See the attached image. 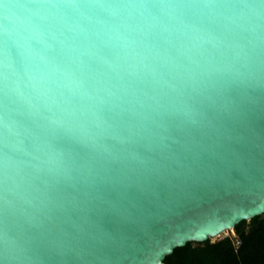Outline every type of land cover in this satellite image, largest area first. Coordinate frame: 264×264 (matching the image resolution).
<instances>
[{
    "label": "clouds",
    "instance_id": "1",
    "mask_svg": "<svg viewBox=\"0 0 264 264\" xmlns=\"http://www.w3.org/2000/svg\"><path fill=\"white\" fill-rule=\"evenodd\" d=\"M248 203L264 0H0V264H159Z\"/></svg>",
    "mask_w": 264,
    "mask_h": 264
},
{
    "label": "trees",
    "instance_id": "2",
    "mask_svg": "<svg viewBox=\"0 0 264 264\" xmlns=\"http://www.w3.org/2000/svg\"><path fill=\"white\" fill-rule=\"evenodd\" d=\"M233 231L234 237L177 249L163 264H264V215L239 224Z\"/></svg>",
    "mask_w": 264,
    "mask_h": 264
},
{
    "label": "water",
    "instance_id": "3",
    "mask_svg": "<svg viewBox=\"0 0 264 264\" xmlns=\"http://www.w3.org/2000/svg\"><path fill=\"white\" fill-rule=\"evenodd\" d=\"M258 203H259V201H257V204ZM245 206L250 209V211L248 212V214L245 217L235 219V221L231 223L230 227L225 228L224 230L218 232L215 235H207L203 239H199V240L186 239L183 244L171 247L170 251H166L163 254L159 264H163L164 260L167 257H170L173 254V252L177 249H182L188 244H194V245L204 244L208 241L219 238L221 235H223L225 233L232 232L239 224H241L243 222H249L252 219H255L257 217H261L264 215V208L257 207L256 204L248 203Z\"/></svg>",
    "mask_w": 264,
    "mask_h": 264
},
{
    "label": "rangeland",
    "instance_id": "4",
    "mask_svg": "<svg viewBox=\"0 0 264 264\" xmlns=\"http://www.w3.org/2000/svg\"><path fill=\"white\" fill-rule=\"evenodd\" d=\"M225 237H234V231L225 233V234L221 235L219 238L213 239L210 242L211 243H215L216 241H218V240H220L222 238H225Z\"/></svg>",
    "mask_w": 264,
    "mask_h": 264
},
{
    "label": "built area",
    "instance_id": "5",
    "mask_svg": "<svg viewBox=\"0 0 264 264\" xmlns=\"http://www.w3.org/2000/svg\"><path fill=\"white\" fill-rule=\"evenodd\" d=\"M238 245H239V243H238V242H236V243H235V246L237 247Z\"/></svg>",
    "mask_w": 264,
    "mask_h": 264
},
{
    "label": "snow or ice",
    "instance_id": "6",
    "mask_svg": "<svg viewBox=\"0 0 264 264\" xmlns=\"http://www.w3.org/2000/svg\"><path fill=\"white\" fill-rule=\"evenodd\" d=\"M235 221V220H234ZM234 221H232V222H234Z\"/></svg>",
    "mask_w": 264,
    "mask_h": 264
}]
</instances>
